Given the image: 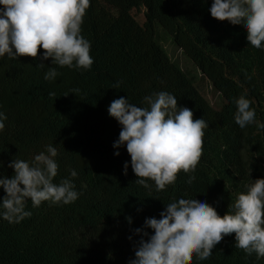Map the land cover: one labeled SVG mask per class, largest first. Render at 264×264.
Wrapping results in <instances>:
<instances>
[{"label":"trees","instance_id":"1","mask_svg":"<svg viewBox=\"0 0 264 264\" xmlns=\"http://www.w3.org/2000/svg\"><path fill=\"white\" fill-rule=\"evenodd\" d=\"M211 3L90 0L81 25L94 61L86 71L52 65L51 58L40 68L39 48L37 58H0V111L7 117L0 132V176H12V160L31 162L51 144L58 152L54 182L71 178L74 169L77 176L71 179L80 193L67 205L42 202L33 208L29 201L32 215L18 224L0 219V264H128L139 240L133 230L146 217L159 218L164 204L203 199L223 216L251 180L264 178V129L255 123L242 129L234 122V101L244 95L264 123V51L248 44L242 24L212 18ZM140 7L144 18L137 14ZM152 23L170 34L221 95L219 108L209 105L168 57ZM50 67L59 75L46 81ZM161 91L173 94L178 106L191 109L193 119L202 117L208 127L195 180L186 183L188 174L180 172L174 185L156 192L135 183L130 164L123 174L130 156L125 148L113 155L120 126L107 107L120 97L146 107L144 97ZM234 236H225L206 260L193 255L191 264H264V258L235 248Z\"/></svg>","mask_w":264,"mask_h":264},{"label":"clouds","instance_id":"2","mask_svg":"<svg viewBox=\"0 0 264 264\" xmlns=\"http://www.w3.org/2000/svg\"><path fill=\"white\" fill-rule=\"evenodd\" d=\"M89 6L90 0H0V58H37L39 48L43 49L40 68L51 58L52 65L89 70L94 62L91 43L81 35ZM208 11L218 21L242 24L248 44L264 51V0H212ZM58 75L56 68L50 67L44 79L53 81ZM143 102L146 107L120 97L107 107L108 115L120 126L112 144L116 150L113 155L119 156V149L125 148L130 156L123 174L127 175L130 164L135 183L156 192L174 185L180 172L188 174L185 182L191 184L208 123L202 117L193 119V111L178 106L176 97L166 91L145 96ZM234 103V122L240 128L255 123L264 129L249 99L241 95ZM6 119L0 111V132ZM57 155V149L49 144L31 162L16 159L8 164L13 174L10 178L0 176V188L5 193L0 197V219L18 224L30 217L31 211L26 210L29 201L37 208L42 202L67 205L78 199L80 193L71 179L77 176L76 170H71V178L54 182ZM251 181L223 216L203 199L179 198L164 204L159 218L146 217L143 225L133 230L139 240L135 242V258L128 264H191L193 255L203 261L233 233L235 248L247 256L255 254L257 260L264 258V178ZM126 221L131 224L132 218L126 217Z\"/></svg>","mask_w":264,"mask_h":264},{"label":"rangeland","instance_id":"3","mask_svg":"<svg viewBox=\"0 0 264 264\" xmlns=\"http://www.w3.org/2000/svg\"><path fill=\"white\" fill-rule=\"evenodd\" d=\"M143 13L144 9L140 7L137 14L141 16V18H144ZM152 31L156 41L160 44L168 57L186 74L209 105L214 108H219L223 103V98L200 73L184 52L174 44L170 34L157 23H152Z\"/></svg>","mask_w":264,"mask_h":264}]
</instances>
